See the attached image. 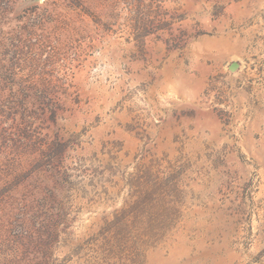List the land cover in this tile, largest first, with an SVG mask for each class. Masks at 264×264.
Listing matches in <instances>:
<instances>
[{"label": "rangeland", "instance_id": "obj_1", "mask_svg": "<svg viewBox=\"0 0 264 264\" xmlns=\"http://www.w3.org/2000/svg\"><path fill=\"white\" fill-rule=\"evenodd\" d=\"M0 264H264V0H0Z\"/></svg>", "mask_w": 264, "mask_h": 264}, {"label": "water", "instance_id": "obj_2", "mask_svg": "<svg viewBox=\"0 0 264 264\" xmlns=\"http://www.w3.org/2000/svg\"><path fill=\"white\" fill-rule=\"evenodd\" d=\"M237 67H238V64H236V63H232V64L228 67V69L232 72V71L236 70Z\"/></svg>", "mask_w": 264, "mask_h": 264}]
</instances>
